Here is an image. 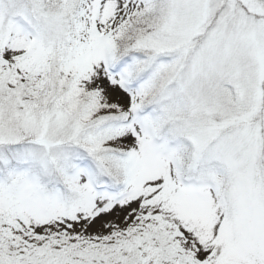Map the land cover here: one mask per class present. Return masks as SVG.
Returning a JSON list of instances; mask_svg holds the SVG:
<instances>
[{"label": "rangeland", "instance_id": "obj_1", "mask_svg": "<svg viewBox=\"0 0 264 264\" xmlns=\"http://www.w3.org/2000/svg\"><path fill=\"white\" fill-rule=\"evenodd\" d=\"M20 1L0 264H264V0H68L71 27Z\"/></svg>", "mask_w": 264, "mask_h": 264}, {"label": "trees", "instance_id": "obj_2", "mask_svg": "<svg viewBox=\"0 0 264 264\" xmlns=\"http://www.w3.org/2000/svg\"><path fill=\"white\" fill-rule=\"evenodd\" d=\"M20 2L27 8L35 21H39V14L43 16L65 13L69 18V27L72 26V12H74V9L72 10L71 7L75 8V1L74 3L68 0H35V3L32 0H21ZM135 52L136 50L133 49L126 56ZM255 177L258 178V174Z\"/></svg>", "mask_w": 264, "mask_h": 264}]
</instances>
